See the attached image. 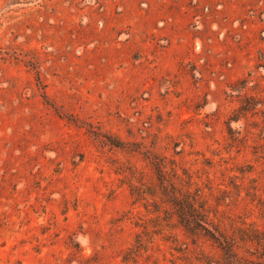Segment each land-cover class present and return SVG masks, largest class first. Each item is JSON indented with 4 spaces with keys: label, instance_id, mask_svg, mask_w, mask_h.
I'll list each match as a JSON object with an SVG mask.
<instances>
[{
    "label": "rangeland",
    "instance_id": "rangeland-1",
    "mask_svg": "<svg viewBox=\"0 0 264 264\" xmlns=\"http://www.w3.org/2000/svg\"><path fill=\"white\" fill-rule=\"evenodd\" d=\"M156 161L264 233V0H0V264H231Z\"/></svg>",
    "mask_w": 264,
    "mask_h": 264
},
{
    "label": "trees",
    "instance_id": "trees-1",
    "mask_svg": "<svg viewBox=\"0 0 264 264\" xmlns=\"http://www.w3.org/2000/svg\"><path fill=\"white\" fill-rule=\"evenodd\" d=\"M154 166L156 167L158 179L157 189L146 190L137 186L132 187V193L138 195L137 199L139 197L144 198L145 194L148 193L155 198H159L163 204H168L172 216L176 217L177 224L191 235L194 243L198 241L199 237L205 236L222 251L226 259L229 260L228 263L232 264L233 261V264H256L252 259L242 261V258L238 255V249L241 247V243L264 245V233L259 231L256 226L253 227L252 224L247 223L238 226L233 234L223 231L209 217L206 201L202 199L201 189L197 187L195 191H192L193 176L187 169H183L184 176H181L177 169L173 167L174 178L184 182L183 186L179 187L175 179L167 183L168 179L165 177V172H163L165 165L156 161ZM155 210L160 212V208ZM176 248L178 251L181 250V247L177 246Z\"/></svg>",
    "mask_w": 264,
    "mask_h": 264
}]
</instances>
